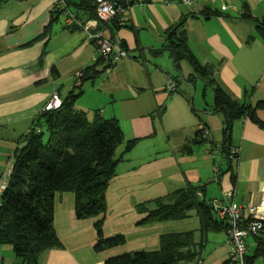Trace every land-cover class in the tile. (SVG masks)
Instances as JSON below:
<instances>
[{
  "label": "crops",
  "instance_id": "0c3cea01",
  "mask_svg": "<svg viewBox=\"0 0 264 264\" xmlns=\"http://www.w3.org/2000/svg\"><path fill=\"white\" fill-rule=\"evenodd\" d=\"M57 1L0 0V178L10 172L15 151L26 145L51 96L58 93L64 101L81 90L75 108L91 120L117 119L124 134L123 148L116 151V175L106 193V237L131 232L136 243L158 246L168 228H177L165 223L179 220L139 224L147 213H140L137 205L188 185L201 188L208 203L233 188L237 203L264 200V128L249 117L235 120L229 140L239 150L238 160L228 159L221 149L228 118L214 110L215 87L188 60L176 61L169 47L170 36L185 37L208 77L233 100L258 107L257 116L264 121V0H225V8L219 1L212 8L217 14L209 16L204 8L163 0L131 3L108 26L97 19V0H68L83 28L66 25L64 14L55 8ZM246 14L256 21L247 20ZM101 29L125 45L128 57L113 65L98 57L88 35ZM167 75L176 83L175 92L166 88ZM203 127L210 129L212 139H196ZM135 139L137 144L127 151V143ZM100 218L78 219L74 194L57 193L54 225L63 247L44 251L37 264H105L116 256L118 247L94 250ZM109 219L116 227L108 232ZM200 228L199 218L195 242L213 239L216 245L208 256L218 252L213 264H224L230 249L227 234L204 237ZM257 243L253 236L248 239L254 253ZM204 248L198 257L202 264ZM0 264L23 260L14 249L0 246ZM253 264H264V258H254Z\"/></svg>",
  "mask_w": 264,
  "mask_h": 264
},
{
  "label": "trees",
  "instance_id": "16d2710c",
  "mask_svg": "<svg viewBox=\"0 0 264 264\" xmlns=\"http://www.w3.org/2000/svg\"><path fill=\"white\" fill-rule=\"evenodd\" d=\"M66 2L69 6V1ZM204 12L207 16L217 14L212 8H204ZM58 13L62 11L58 10ZM245 18L256 21L250 14H246ZM260 27L263 28L260 32L264 37V22H261ZM169 47L176 61L188 60L195 73L204 76L215 87L214 110L224 113L228 118L222 152L229 159V134L235 120L249 117L264 128V121L257 116L258 107L253 108L233 100L215 80L208 77L207 69L190 51L185 37L170 36ZM81 93V90L72 92L62 101L60 108L43 112L26 145L14 153L8 187L1 195L0 244H11L23 264H37L44 251L63 247L54 225L57 193L74 194L78 219L101 216L95 223L96 252L126 243L124 235L106 237L104 234V216L108 208L106 193L120 161L116 157V151L124 142L123 130L115 118L103 119L96 116L91 120L85 112L77 110L75 101ZM37 129L40 131L37 132ZM45 132L49 133L46 141ZM196 139L205 140L201 130L197 132ZM137 142L136 139L129 141L126 150H132ZM198 192L204 195L201 188L188 185L152 202L137 205L140 213H147L139 224L181 220L189 217L190 212L195 209L204 237L210 232L225 231L221 222L214 221L205 196L199 198ZM154 204L155 207L149 208ZM260 234L264 235V230ZM194 235L193 230L166 233L160 238L158 250L123 253L109 257L105 264H178L184 260H192L201 255L205 245L204 240L196 243ZM254 237L258 241L257 247L253 255H248L247 264H253L256 257L264 258V248H261L263 237Z\"/></svg>",
  "mask_w": 264,
  "mask_h": 264
},
{
  "label": "built area",
  "instance_id": "2783aa9c",
  "mask_svg": "<svg viewBox=\"0 0 264 264\" xmlns=\"http://www.w3.org/2000/svg\"><path fill=\"white\" fill-rule=\"evenodd\" d=\"M150 0H97L96 15L97 19L104 23L105 26L115 21L118 16L124 14L129 9L131 3L141 6ZM222 1L225 8V0H163L164 4H182L189 8H215L217 2ZM56 9L62 11L65 16V23L68 26L78 25L83 28L82 21L77 14L68 6L66 0H58ZM89 40L92 41L96 48L98 57L103 59L107 64L113 65L128 57V50L111 40L101 29L90 33ZM166 88L170 92L177 90L176 83L171 75H167ZM62 100L58 93H54L46 102L43 112L60 108ZM40 129H37L39 132ZM202 136L205 139H212V133L209 128H201ZM223 151V146L221 147ZM239 150L230 146L229 159L238 160ZM10 174V173H9ZM8 174V176H9ZM8 177L0 178V206L1 195L8 187ZM198 197L203 198L202 192H198ZM213 219L221 222L225 226V232L229 238L230 249L225 264H247L249 255L248 239L251 236H258L264 230V200L259 204L252 202L237 203L235 201V189L223 191L221 198H213L210 200ZM203 259L200 258L198 264H202Z\"/></svg>",
  "mask_w": 264,
  "mask_h": 264
},
{
  "label": "rangeland",
  "instance_id": "374dc122",
  "mask_svg": "<svg viewBox=\"0 0 264 264\" xmlns=\"http://www.w3.org/2000/svg\"><path fill=\"white\" fill-rule=\"evenodd\" d=\"M48 136H49V133L45 132V134H44V140L45 141L48 139ZM122 148H123V145H121L118 148L117 152L119 153ZM12 168H11V170H12ZM11 170H10L9 173H11ZM9 173H7V176H6L8 178L10 176ZM8 174H9V176H8ZM58 194H60V193H58ZM66 204H67V202H65V205ZM152 207H155V204L149 206V208H152ZM195 212H196V210H192L190 212V216L188 218H186L185 220L183 219L182 221L179 220V221H174L173 223H165V224H169V226H171L170 224H175V226H177V228H172V227L168 228L169 231H170V232L169 231L168 232L169 233H176V232H185V231H188V230H191V229L192 230H198L199 229V218H198V216L196 215ZM80 220H86V219H80ZM109 222H110V229H107L108 232L116 227V223L114 221L109 219ZM164 226H167V225H164ZM165 231H167V230H165ZM127 233H128V234H126L127 236L124 235L126 237V239L128 240L127 245L116 248V251H113V253H115L114 255H120V254H123V253L135 252V251H138V250H141V249L154 250V249L159 248V246H160V244H158V246H156V244H150V241L143 242L145 244H142L141 242H137L136 243L137 236L133 235V233H131V232H127ZM118 235H123V234H118ZM113 236H116V235H113ZM113 236H109V237H113ZM200 236H201V234L198 231L197 232V239L198 240H199ZM218 236H220V237L226 236L225 231H221V233ZM200 240H201V238H200ZM203 240H204V238H203ZM205 243L206 244H205V248H204V252H203V256L205 258L204 264H213V262L215 261V257L217 256L218 252L213 253L210 256V258L208 256V254H209V252L213 251V249H214L216 244H214L213 239H211L210 237H209L208 242L206 241ZM0 246H4L5 248L8 247L11 250L13 249V246L11 244H1ZM249 252H250L251 255L254 253V247L251 246V245H250ZM198 261H199V258L198 259L195 258V259H192V260L181 261L178 264H198Z\"/></svg>",
  "mask_w": 264,
  "mask_h": 264
}]
</instances>
